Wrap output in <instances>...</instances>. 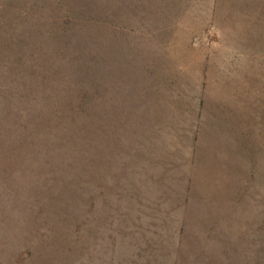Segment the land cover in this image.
Segmentation results:
<instances>
[{
  "label": "rangeland",
  "instance_id": "rangeland-1",
  "mask_svg": "<svg viewBox=\"0 0 264 264\" xmlns=\"http://www.w3.org/2000/svg\"><path fill=\"white\" fill-rule=\"evenodd\" d=\"M132 58L178 130L161 171L145 151L143 184L110 191L67 162L1 157L0 264H259L264 0H0L12 101L39 73L94 63L106 81Z\"/></svg>",
  "mask_w": 264,
  "mask_h": 264
},
{
  "label": "trees",
  "instance_id": "trees-1",
  "mask_svg": "<svg viewBox=\"0 0 264 264\" xmlns=\"http://www.w3.org/2000/svg\"><path fill=\"white\" fill-rule=\"evenodd\" d=\"M132 59L131 64L108 67L106 81L96 78L103 69L94 63L71 70L70 75L84 73L85 78H67V70L61 77L39 73L21 80L14 101L4 95L10 85L0 83V158L67 162L87 180L108 179L110 191L143 184L145 151L159 173L164 150L178 130L168 123L157 86L151 96L145 95V64ZM261 232L259 264H264V227Z\"/></svg>",
  "mask_w": 264,
  "mask_h": 264
}]
</instances>
